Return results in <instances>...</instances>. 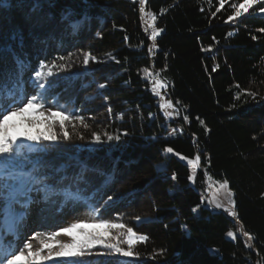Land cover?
<instances>
[{
  "label": "trees",
  "instance_id": "obj_1",
  "mask_svg": "<svg viewBox=\"0 0 264 264\" xmlns=\"http://www.w3.org/2000/svg\"><path fill=\"white\" fill-rule=\"evenodd\" d=\"M231 2L216 12L219 0H149L146 9L163 29L151 55L138 1L54 0L48 6L44 0L46 22H26L27 7L0 17V76L6 81L9 74L14 77L7 88L0 85V100L7 102L21 91L36 93L30 77L40 61L72 53L71 60L63 62L66 71L53 69L57 83L45 97V107L82 115L90 125L85 130L76 122L75 131L85 140L69 125L70 141L28 154L21 167L30 171L34 163L46 166L55 176L51 187L62 191L53 196L93 216L97 221L90 225L100 219L123 222L149 237L134 248L138 259L98 257L96 252L108 250L97 246L89 258L92 264H264V33L256 31L264 28V13L256 6L250 16L238 18L242 23H224ZM70 12V22L65 21ZM71 23L80 26L74 30ZM209 45L211 52L202 51ZM82 51L102 62L85 67ZM16 57L30 65L22 78L16 76ZM145 67L168 85L167 97L179 110V120L161 113L151 82L144 78ZM100 83L107 88L100 89ZM238 91L245 94L236 100ZM49 116L18 132L46 131ZM54 130L59 133L58 126ZM92 132L129 135L111 142L102 135L104 143L93 145ZM164 147L187 158L201 155L195 183L187 179L188 165L163 153ZM82 166L87 170L77 179ZM56 169L61 172L56 174ZM207 178L228 181L234 219L205 204ZM237 224L254 237L251 248L235 235ZM93 230L106 231L87 229ZM228 231L235 240L227 238ZM161 249L164 254L152 258L154 250Z\"/></svg>",
  "mask_w": 264,
  "mask_h": 264
},
{
  "label": "snow or ice",
  "instance_id": "obj_2",
  "mask_svg": "<svg viewBox=\"0 0 264 264\" xmlns=\"http://www.w3.org/2000/svg\"><path fill=\"white\" fill-rule=\"evenodd\" d=\"M54 0H48V6ZM137 0H133L136 3ZM228 0H219V6L216 8V12H220L225 7ZM149 4V0H138L139 12L143 16L149 17L151 28L149 39L153 42L148 48L149 55L153 54L156 48L157 37L163 31L155 26L157 16L151 12H146L145 9ZM256 5H259L258 11L264 13V0H232L230 8L232 12L224 20V23H242V20L238 18L249 16L252 14L249 9L256 11ZM44 0H0V17L5 14H9L12 11H19L22 8H29L30 11L25 13L26 22L32 23L35 21L37 24L46 22L48 17L42 13L44 7ZM163 14V10H162ZM215 15V13H213ZM72 13H68L63 17L65 21L70 22ZM87 18V17H85ZM72 29H77L79 23H71ZM147 31V29H146ZM256 31L264 33V28H259ZM232 35V33H229ZM128 37L125 36V40ZM252 40H257L256 35H252ZM215 40V37H213ZM212 45L203 47L202 51L211 52ZM72 53L67 56L60 55L56 60L49 63L40 61L38 70L35 71L34 76H31L32 86L38 91L30 96L25 91L23 93L24 99H20V93H13L9 101L0 100V204L3 205V210L6 214V220L10 223H6L4 227L0 228V264H39L40 261H54V264H92L90 257L94 255L92 249L100 246L103 249H107L108 252H96L95 255L103 257L107 255H117L119 257H132L139 258V253L134 251L137 244L145 243L149 240L146 234H142L134 230L133 227L124 224L123 222H113L109 220L100 219L99 222H94L91 225L87 222L77 221L70 224V226L62 227L59 230L52 231L45 238H40L41 233L33 234L27 242L21 243L24 239L22 229L27 222V218L31 215L29 208L30 204L37 203V198L33 196V193H43L45 201L49 200L52 195H61V190H56L51 187V182L55 179L54 175H50L45 171L46 166H40L33 164L30 171H25L21 165L25 163L24 157L30 153H41L49 150H54L61 141H70L72 136L68 131V126L71 125L75 131L76 122H78L85 130H88L90 125L86 122V118L79 114L69 113L64 109L58 108L55 111H51L48 118L46 131H40L33 134L31 130L24 132H16V125L13 122L15 117L23 116L30 110H38L45 107V97L48 95L49 90L53 88V85L57 83L56 73L53 69L59 68L62 71H66L68 65L63 63L64 61H70ZM82 64L87 67L90 62L101 63L95 55L90 51H82ZM115 60L114 56L110 57ZM59 61L60 63H57ZM16 64L18 71L16 76L22 78V74L30 71V65L16 57ZM218 66L212 68V72L217 70ZM145 73V79L151 82V91L158 97H161V90L168 87V85L159 78V73L150 72L147 67L143 69ZM13 75L9 74L6 81L3 76H0V85L7 88L8 83L13 80ZM16 87L19 89L20 80H15ZM100 89L107 88L106 83H100L98 85ZM239 88V85H236ZM245 93L238 91L235 99L239 100ZM248 96L255 98V93L247 92ZM163 99V97H161ZM177 103H179L177 101ZM160 108L164 110L165 116L171 118L173 112L179 115V110L174 108V104L171 100H165L160 104ZM173 110L169 112L168 110ZM109 113L112 109H108ZM122 118V117H121ZM188 116L184 117L187 122ZM199 120V117H197ZM201 124L203 120H199ZM29 124L35 126V121H28ZM58 126L59 133L54 129ZM75 135L80 140H85V136L78 131H75ZM102 135L108 142L113 140L120 141L121 135L128 136L129 133L123 132L120 135H113L108 132L103 134L92 132L90 143L93 145H101L104 143ZM195 143V137L193 138ZM163 153L172 154L178 156L181 161L186 160L188 165H191L192 172L187 179L193 183L196 182L197 172L196 170L201 167V155L197 153L194 158H187L181 155L179 152L174 151L172 147H164ZM86 166L81 167L80 173L77 175V179H83V173L86 171ZM61 169H56L55 173L59 174ZM63 179V177L61 178ZM171 179H176V174L173 173ZM59 182V181H57ZM222 188L228 189V181H224L221 185ZM229 197V203L233 206L235 201L231 199L232 193H227ZM108 200L112 201L113 197L108 196ZM203 203V200L201 201ZM17 207L23 209L22 212L17 214ZM216 208H221L220 203H215ZM196 211V209H193ZM229 215L236 217L235 211H230ZM119 219V218H117ZM138 223H141V218H135ZM89 227L93 229L103 228L104 232L100 231H87ZM79 230L80 235H74ZM110 233H112L110 235ZM249 241L254 237L248 233H244ZM66 236L70 238V242H60L58 237ZM227 236L236 239V236L232 231L227 232ZM38 240V246H34L33 241ZM126 245V247H124ZM247 247L251 248L252 244L248 243ZM164 250L155 251L152 254V258L158 255H163Z\"/></svg>",
  "mask_w": 264,
  "mask_h": 264
},
{
  "label": "rangeland",
  "instance_id": "obj_3",
  "mask_svg": "<svg viewBox=\"0 0 264 264\" xmlns=\"http://www.w3.org/2000/svg\"><path fill=\"white\" fill-rule=\"evenodd\" d=\"M256 6H259V5H256ZM145 11L148 12L147 9H145ZM140 15H141V19H142L145 32L149 36L150 31H151L149 24L151 23V21L149 17L143 16L141 13ZM150 42L152 45L153 42L151 40ZM24 92L22 91L20 92L21 94L20 99L24 97L23 95ZM161 97H163V99H161ZM161 97H158L159 106L165 100H170L167 97L166 88L161 90ZM174 108L177 109L175 106ZM160 110L163 116L166 119H169L165 116L164 110H162L161 108ZM51 111L52 110H50L49 108L44 107L38 110H30L29 112L25 113L23 116L15 117L13 121L16 125L15 131L18 132V130L24 125L32 126L31 124L28 123V121H36V120L45 119V116L50 115ZM168 111L172 112L173 110L170 109ZM170 119L179 120L180 114L176 115L173 112V115ZM184 162L187 164L186 160H184ZM188 167L190 168V171L192 172L191 165H188ZM222 184H223L222 182H215L209 178L205 180V183H204L205 189H204V194H203L205 204L209 206L210 209L214 211H218V212H223L227 216L234 219V217L229 215V212L233 211V205L229 203V197L227 195V193L230 190L229 188L228 189L222 188L221 187ZM32 195L37 198L38 202L35 204L29 205L31 215L27 218V222L23 226L22 233H23L24 239L21 241V243L27 242V240L35 233H41L42 236L40 238L46 239L47 235L51 233L52 231L59 230L62 227L70 226V224L73 222L83 221V222H87L88 224H90L91 221H97L93 216L89 215L88 213L81 212V208H78L74 203H70V204L63 203L60 201V199L57 196L52 195L49 200L45 201L44 197L41 198L39 194L33 193ZM231 199L233 200V195ZM215 203H220L222 207L216 208ZM16 211H17V214H19L20 212L23 211V209H20L19 207H17ZM6 223H10V221L6 220V214L3 210V205L0 204V228L4 227ZM74 235H80L79 230H77V232L74 233ZM235 235L237 237H240L246 245L248 243L252 244V242L249 241L247 237L244 235V231L242 227L238 224L236 225ZM227 238L232 239L228 236ZM58 240L60 242H65V243L70 242V238L66 236L58 237ZM33 244L34 246H38V240L33 241ZM39 264H54V261H40Z\"/></svg>",
  "mask_w": 264,
  "mask_h": 264
}]
</instances>
